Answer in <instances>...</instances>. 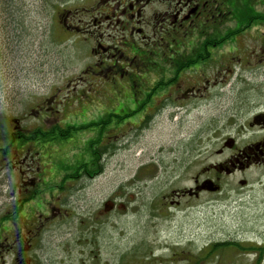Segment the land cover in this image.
Instances as JSON below:
<instances>
[{
    "label": "rangeland",
    "instance_id": "1",
    "mask_svg": "<svg viewBox=\"0 0 264 264\" xmlns=\"http://www.w3.org/2000/svg\"><path fill=\"white\" fill-rule=\"evenodd\" d=\"M93 2L0 0V134L17 119L24 130L38 127L31 111L63 88L64 79L96 62L88 52L96 29L70 36L57 22L63 10ZM243 7L233 8V30ZM255 10L264 13V6ZM260 19L242 29L259 35ZM239 43L228 40L218 47ZM241 64L228 84L161 111L137 128L132 119L139 113L124 117L118 100H106L105 83L85 105L72 98L59 119L65 120L60 126L67 125L65 136L48 146L51 183L42 182L32 201L17 206L18 196L9 190L14 173L0 172V264H14L17 255L25 264H264L258 262L264 248L259 256L251 247L263 245L264 170L224 176L219 191L187 196L194 178L206 176L216 138L235 131L223 128L227 117L239 110L246 117L264 111V63L251 70ZM96 151H106L100 172L99 165L89 164ZM76 159L88 163L86 176L77 172L62 184V165ZM240 179L247 180L246 187ZM183 191L179 205L171 204ZM53 207L60 213L50 214ZM216 242L226 245L211 250Z\"/></svg>",
    "mask_w": 264,
    "mask_h": 264
},
{
    "label": "flooded vegetation",
    "instance_id": "2",
    "mask_svg": "<svg viewBox=\"0 0 264 264\" xmlns=\"http://www.w3.org/2000/svg\"><path fill=\"white\" fill-rule=\"evenodd\" d=\"M240 3L244 7L233 19L236 23L233 30L229 23L233 8ZM255 6H264V0H94L85 7L58 14L57 22L65 35L96 29L92 36L95 41L90 40L88 51L96 62L79 76L64 79V89L57 88L48 100L31 111L30 115L40 122L38 127L24 130L17 119L12 121L14 127L0 134V172L14 173L15 181L9 184V190L15 198L18 196L17 206L32 201L36 197L35 188L42 182L51 183L48 178L51 173L45 166L54 164L48 160L51 158L48 146L51 138H61L67 129V125L59 124L65 120L59 119L62 108L72 98L75 104L85 105L105 83L106 100H118L124 117L139 113L137 120L132 119L137 128L161 111L203 98L212 87L228 84L235 65L241 61L242 67L249 70L262 65L264 32L254 35L241 26L252 24L247 17H255L254 22L264 17ZM228 40L240 43L236 48L218 47ZM84 116L82 110L80 117ZM223 128L235 131L216 138L215 148L212 147L215 158L208 157V167L203 170L206 176H196L193 188L209 180L219 191L224 176L264 170V111H254L247 117L243 110L234 111ZM105 154L106 151L91 153L89 164L96 167ZM87 164L78 159L68 165L71 169L63 164L61 183L78 175L84 178ZM98 169L100 172L101 165ZM238 181L245 182L241 188L248 184L247 180ZM183 193L174 195L178 200L171 204L179 205ZM202 193L190 197L198 198ZM50 210L52 215L54 211L60 213L56 207ZM39 220L33 223L38 224ZM260 242L263 245L259 248L251 245L257 250L253 253L259 256L264 238ZM263 260L264 255L258 262ZM12 262L25 264L18 255Z\"/></svg>",
    "mask_w": 264,
    "mask_h": 264
},
{
    "label": "water",
    "instance_id": "3",
    "mask_svg": "<svg viewBox=\"0 0 264 264\" xmlns=\"http://www.w3.org/2000/svg\"><path fill=\"white\" fill-rule=\"evenodd\" d=\"M245 182H241V184H244ZM206 190L208 192H214L218 189V186H215L213 183H211L210 181H204L203 184L200 187H197L196 190L200 191V190ZM188 194L192 195L191 191H187ZM105 207H108V204L105 205Z\"/></svg>",
    "mask_w": 264,
    "mask_h": 264
},
{
    "label": "trees",
    "instance_id": "4",
    "mask_svg": "<svg viewBox=\"0 0 264 264\" xmlns=\"http://www.w3.org/2000/svg\"><path fill=\"white\" fill-rule=\"evenodd\" d=\"M247 19H248V23L249 22H253L254 20H255V17H247ZM65 135H63V137H64ZM51 140H56L55 138H51Z\"/></svg>",
    "mask_w": 264,
    "mask_h": 264
}]
</instances>
